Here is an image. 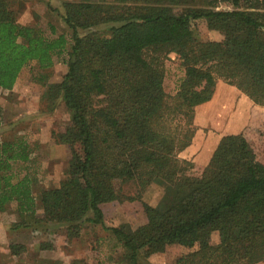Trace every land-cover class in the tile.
I'll list each match as a JSON object with an SVG mask.
<instances>
[{
  "label": "trees",
  "instance_id": "trees-1",
  "mask_svg": "<svg viewBox=\"0 0 264 264\" xmlns=\"http://www.w3.org/2000/svg\"><path fill=\"white\" fill-rule=\"evenodd\" d=\"M57 1L68 37L18 22L19 11L0 0V89L12 91L22 68L45 70L60 58L66 72L44 80L41 99L52 109L61 97L70 112L55 135L69 149L68 164L58 186L38 199L33 178L13 169L29 160L27 142H0V212L13 202L18 214L9 230L63 231L69 242L85 223L101 225L121 248V264H140L169 245L196 247L177 258L182 264L264 262V116L223 134L199 176L185 175L191 162L177 157L191 143L194 109L211 99L217 77L264 105V0ZM197 20L221 38L202 40ZM102 24L103 32L93 29ZM168 52L184 69L173 95L163 87L161 55ZM129 180L137 197L153 183L163 194L155 205L142 203L145 220L135 228L106 226L101 205L135 199L121 192ZM8 247L16 256L25 248ZM53 247L51 240L36 244Z\"/></svg>",
  "mask_w": 264,
  "mask_h": 264
},
{
  "label": "rangeland",
  "instance_id": "rangeland-1",
  "mask_svg": "<svg viewBox=\"0 0 264 264\" xmlns=\"http://www.w3.org/2000/svg\"><path fill=\"white\" fill-rule=\"evenodd\" d=\"M10 7L19 11L18 22L36 25L47 37L65 33L69 29L59 17L57 0H49V5L55 11L47 9V0H7ZM50 24L55 27L51 33ZM107 25H98L93 29L104 31ZM194 29L202 40H218L221 34L209 30L203 20L194 23ZM163 64V87L168 95H173L184 76V69L177 54L168 52L161 55ZM66 72V66L60 58L54 60L51 68L41 70L35 64H30L19 72L12 91L0 89V107L2 126L0 127V142L4 140H24L30 149L29 160L14 162L13 169L21 175L27 173L33 178L32 193L36 199L40 191L57 187L62 172L68 164L69 149L67 145L58 143L55 135L64 130L70 112L59 97L52 109H49L41 94L45 89L44 82L59 81ZM45 80V81H44ZM43 81V82H42ZM264 116V105H258L249 96L222 77L216 78L215 89L211 99L194 109V135L191 143L177 154L179 159L191 162L184 174L199 176L206 166L219 138L228 132H238L248 125L254 116ZM124 196H133V200L111 201L103 203L101 209L106 226H118L128 223L131 228L142 224L145 220L142 203L155 205L163 194V188L158 184H150L138 195L135 180H129L121 186ZM40 212V208H37ZM3 217L12 218L11 223L18 220L15 203H10L7 210L0 212ZM8 220V219H7ZM36 233L32 236L31 233ZM64 232L42 233L40 231L21 229L13 230L17 243L23 245L24 252L18 255L22 260L38 262L40 256L57 264H69L71 258H82L86 264H121L119 260L121 248L114 243L107 230L101 225L84 224L79 238L66 241ZM51 240L54 247L51 250H38L39 241ZM218 242V234L213 232L211 243ZM34 247V251L32 248ZM179 245H169L165 251L153 253L146 259H140V264H182L177 258L195 250ZM64 260V261H63ZM60 261V263H59ZM0 264L6 263L1 259ZM54 264V263H52ZM261 264H264L262 262Z\"/></svg>",
  "mask_w": 264,
  "mask_h": 264
},
{
  "label": "crops",
  "instance_id": "crops-1",
  "mask_svg": "<svg viewBox=\"0 0 264 264\" xmlns=\"http://www.w3.org/2000/svg\"><path fill=\"white\" fill-rule=\"evenodd\" d=\"M11 221H13L11 217L10 218L3 217L2 214L0 213V261L1 259H5L6 263L9 262L11 264H52V263L57 264L58 263L54 261L50 262V260H48L49 258L46 259L44 256H40L38 262H33L34 260L32 259H30V261H27L18 258L16 255H12L10 253L8 245L10 243L17 242L18 240H15V236L13 237V230H9ZM34 234L36 236V233L34 232L31 233L32 236ZM32 250L34 251V247L32 248ZM71 259H75V258H71Z\"/></svg>",
  "mask_w": 264,
  "mask_h": 264
}]
</instances>
